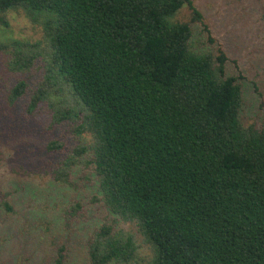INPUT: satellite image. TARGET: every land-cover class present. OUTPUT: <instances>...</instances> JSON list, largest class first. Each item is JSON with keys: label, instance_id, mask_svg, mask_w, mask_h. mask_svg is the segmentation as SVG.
Returning a JSON list of instances; mask_svg holds the SVG:
<instances>
[{"label": "trees", "instance_id": "obj_1", "mask_svg": "<svg viewBox=\"0 0 264 264\" xmlns=\"http://www.w3.org/2000/svg\"><path fill=\"white\" fill-rule=\"evenodd\" d=\"M185 7L203 22L192 0H0V26L22 12L42 35L0 41L15 72L9 105L33 91L28 113L51 105L52 127L75 129V146H48L56 183L90 173L81 189L93 206L74 201L67 224L101 203L143 238L116 232L106 216L88 239L90 264H131L144 246L150 264H264V130L240 121L242 88L228 57L196 45L191 24L178 20ZM40 57L31 89L24 75ZM12 176L27 174L0 180L11 214L25 191L37 194L32 181ZM66 248L55 264H65Z\"/></svg>", "mask_w": 264, "mask_h": 264}, {"label": "rangeland", "instance_id": "obj_2", "mask_svg": "<svg viewBox=\"0 0 264 264\" xmlns=\"http://www.w3.org/2000/svg\"><path fill=\"white\" fill-rule=\"evenodd\" d=\"M192 1L202 14L203 22H193L188 7L180 11L178 20L191 24L201 39L197 46L207 47L212 52L221 48L226 53V70L238 79L242 88L240 121L244 126L264 130V0ZM7 20L8 27L0 26V41L35 43L41 39V29L32 25L24 13L12 12ZM205 26L214 44L208 42ZM2 54L0 52V180L12 172L27 174L23 179L21 176L11 178L32 181L31 188L37 194L31 196V189L23 195L17 192L21 199L11 202L12 214L0 203V264H55L58 248L62 245L67 247L65 264H90L87 242L106 216H109L108 223L115 221L116 232L132 233L137 243H144L134 224L109 215L101 203L89 209L87 219L67 224L71 218L65 212L74 201L81 200L87 207L93 206L90 191L81 189V183L90 173L82 168L83 175L78 176L73 185L56 183L48 165L51 160L56 161L48 146L54 141L75 146L78 140L75 129L67 124L52 127L54 108L51 105L45 104L43 109L28 113V97L33 91L16 105H9L7 99L15 83V72L9 71ZM42 58L24 75L31 89L33 81L37 84L42 76L39 72L44 65ZM45 186L55 188L54 192H46ZM70 212L74 213L73 209ZM151 258L150 248L144 246L139 250L138 261L131 264H150Z\"/></svg>", "mask_w": 264, "mask_h": 264}]
</instances>
